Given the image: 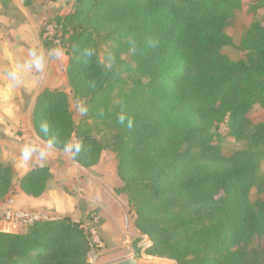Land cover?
I'll return each instance as SVG.
<instances>
[{
  "label": "trees",
  "instance_id": "1",
  "mask_svg": "<svg viewBox=\"0 0 264 264\" xmlns=\"http://www.w3.org/2000/svg\"><path fill=\"white\" fill-rule=\"evenodd\" d=\"M242 6L74 0L44 39L69 56L68 80L84 118L75 119L65 91L45 90L33 111L37 133L61 150L77 138L74 160L86 168L111 149L121 183L115 192L126 196L135 227L149 238L146 253L176 264H264L254 246L264 236V196L251 199L253 188L264 193V118L250 116L264 109V14L241 37L244 58L224 51L233 44L225 29ZM251 8H264V0ZM102 43L110 65L101 60ZM227 121L233 137L250 143L231 155L215 143ZM13 173L0 162V202L14 192ZM50 178L49 166H36L19 185L38 197ZM96 216L92 210L85 221L62 216L0 230V264H92V228L103 242L104 219Z\"/></svg>",
  "mask_w": 264,
  "mask_h": 264
},
{
  "label": "crops",
  "instance_id": "2",
  "mask_svg": "<svg viewBox=\"0 0 264 264\" xmlns=\"http://www.w3.org/2000/svg\"><path fill=\"white\" fill-rule=\"evenodd\" d=\"M63 5L64 0H0V162L13 167L10 196L16 209L44 211L55 218L71 216L75 221H85L97 210L104 219L100 226L103 242L113 247L121 242L126 214L115 192L119 185L115 154L112 159L104 151L97 165L86 168L74 160L77 138L61 150L41 138L34 125L40 93L62 90L72 94L69 56L62 48L47 47L42 34L51 17L71 11L72 7L62 9ZM25 148L30 149L27 159ZM36 166H49L51 171L47 189L38 197L26 194L19 185L20 178ZM26 228L0 220V230L5 232Z\"/></svg>",
  "mask_w": 264,
  "mask_h": 264
},
{
  "label": "rangeland",
  "instance_id": "3",
  "mask_svg": "<svg viewBox=\"0 0 264 264\" xmlns=\"http://www.w3.org/2000/svg\"><path fill=\"white\" fill-rule=\"evenodd\" d=\"M253 1L254 0H243L242 8L235 12L232 22L225 29L226 33L232 37L233 44L226 46L224 48V51L228 53L233 59H240L245 57V52L239 47L241 37L244 35L245 31L254 20L263 19L264 8L254 11L251 8V4L253 3ZM73 4L74 0H64V5L61 8L64 9L72 7L73 9ZM62 9H60V11ZM70 12L64 10L63 14H67ZM54 17H51L49 21L54 20ZM107 50L108 44L102 43L100 49L101 60L110 65V62L106 58L105 52ZM122 58L125 60H130V53L123 54ZM69 96L71 98V106L74 117L77 121H80L84 118V103L74 100L73 94H69ZM115 102L116 101H114V103ZM250 116L255 121L259 122L264 118V109L257 106L251 111ZM215 143L221 145L222 151L225 155H231L235 151L245 149L250 145L247 139L237 140L229 133L228 121L223 123L218 130ZM112 152L113 151L111 149H107L105 150V155H109V157L113 159V156H111ZM261 168L262 171H264V159L262 160ZM120 184L121 183L119 180V185ZM263 196V192H261L257 188H253L251 193V199L253 202H255L257 198ZM120 198L125 205L126 213L124 216L123 231L120 232L121 238L119 240H121V242L117 243L119 245L115 244V246L113 247H106L104 242L96 241V236H91V245H93L91 251L88 254L89 261L92 264H110L125 258L134 257L137 259L139 264H176V262L172 259L153 256L146 253L145 250L148 247V241L150 243V240L147 236L141 234L140 231L135 227V214L130 210L126 196L120 194ZM98 217L99 214L97 213L96 219ZM254 246L258 248L259 252L263 253L264 256V236L256 237Z\"/></svg>",
  "mask_w": 264,
  "mask_h": 264
},
{
  "label": "built area",
  "instance_id": "4",
  "mask_svg": "<svg viewBox=\"0 0 264 264\" xmlns=\"http://www.w3.org/2000/svg\"><path fill=\"white\" fill-rule=\"evenodd\" d=\"M55 33V24L52 21H46L43 25V38L47 40L51 39ZM56 41L58 42V40ZM49 219H55V217L44 211L16 209L14 207V199L12 196L7 197L0 202V220L9 223L14 228H17L21 225L29 226L34 222ZM91 232L93 237L96 236V241H101L95 229L92 228Z\"/></svg>",
  "mask_w": 264,
  "mask_h": 264
},
{
  "label": "clouds",
  "instance_id": "5",
  "mask_svg": "<svg viewBox=\"0 0 264 264\" xmlns=\"http://www.w3.org/2000/svg\"><path fill=\"white\" fill-rule=\"evenodd\" d=\"M38 66H39V65H38ZM124 120H125V117H124L123 115L120 116V123H121V124L124 123ZM132 124H133V121H132L131 119H128L127 126H128L129 128H131V127H132ZM45 130H46V129H45ZM29 154H30V149L25 148V149H24V158L27 159L28 156H29Z\"/></svg>",
  "mask_w": 264,
  "mask_h": 264
},
{
  "label": "water",
  "instance_id": "6",
  "mask_svg": "<svg viewBox=\"0 0 264 264\" xmlns=\"http://www.w3.org/2000/svg\"><path fill=\"white\" fill-rule=\"evenodd\" d=\"M110 264H139L137 259L134 257L125 258Z\"/></svg>",
  "mask_w": 264,
  "mask_h": 264
}]
</instances>
